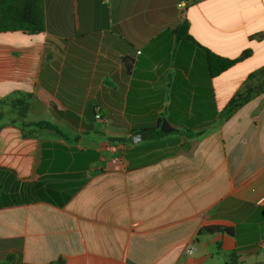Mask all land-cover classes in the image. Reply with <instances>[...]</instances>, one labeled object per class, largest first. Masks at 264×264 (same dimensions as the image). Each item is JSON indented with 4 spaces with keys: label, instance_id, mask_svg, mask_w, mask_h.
Listing matches in <instances>:
<instances>
[{
    "label": "crops",
    "instance_id": "0c3cea01",
    "mask_svg": "<svg viewBox=\"0 0 264 264\" xmlns=\"http://www.w3.org/2000/svg\"><path fill=\"white\" fill-rule=\"evenodd\" d=\"M175 3L40 0V32L0 31V102L70 139L0 120V264H264V0Z\"/></svg>",
    "mask_w": 264,
    "mask_h": 264
},
{
    "label": "trees",
    "instance_id": "16d2710c",
    "mask_svg": "<svg viewBox=\"0 0 264 264\" xmlns=\"http://www.w3.org/2000/svg\"><path fill=\"white\" fill-rule=\"evenodd\" d=\"M38 7V9H37ZM40 0H0V31H15L22 30L28 33L34 34L41 31V18H40ZM188 24L183 21L177 28L175 33L178 36H182L183 40H191L187 34ZM206 60L209 68V73L214 76L221 72L226 71L231 66H233L237 61L227 60L218 56L211 54L209 51L205 50ZM248 52L243 54L246 56ZM29 101V95L18 96L13 95L9 98L4 99L0 102V120L7 118V122L4 124H12L23 129L33 128V129H43L50 132H54L60 137L70 140L60 129L49 122H36L27 123L25 121L27 113V104ZM240 100L237 99L229 104L231 106H238ZM162 135H172L178 134V131L172 130L169 127L162 124L160 127ZM192 135H199V133H191ZM111 141H122L123 139L111 138ZM215 233H224L227 236H231L232 232L229 229L216 226V225H203L197 235H208ZM11 257L7 259L10 260ZM49 264H64L62 258ZM228 264H240L239 259L236 254L229 255Z\"/></svg>",
    "mask_w": 264,
    "mask_h": 264
},
{
    "label": "built area",
    "instance_id": "2783aa9c",
    "mask_svg": "<svg viewBox=\"0 0 264 264\" xmlns=\"http://www.w3.org/2000/svg\"><path fill=\"white\" fill-rule=\"evenodd\" d=\"M106 1V0H105ZM202 0H176V8L178 11L183 14L187 8L199 3ZM98 118V114L96 115Z\"/></svg>",
    "mask_w": 264,
    "mask_h": 264
},
{
    "label": "water",
    "instance_id": "95a60500",
    "mask_svg": "<svg viewBox=\"0 0 264 264\" xmlns=\"http://www.w3.org/2000/svg\"><path fill=\"white\" fill-rule=\"evenodd\" d=\"M141 139H143V135H134V137H133V140H134V142H139V140H141Z\"/></svg>",
    "mask_w": 264,
    "mask_h": 264
}]
</instances>
